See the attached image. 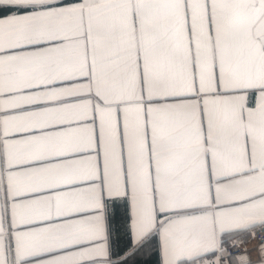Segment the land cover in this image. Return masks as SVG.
<instances>
[{
	"label": "snow or ice",
	"instance_id": "obj_1",
	"mask_svg": "<svg viewBox=\"0 0 264 264\" xmlns=\"http://www.w3.org/2000/svg\"><path fill=\"white\" fill-rule=\"evenodd\" d=\"M0 264H264V0H0Z\"/></svg>",
	"mask_w": 264,
	"mask_h": 264
}]
</instances>
